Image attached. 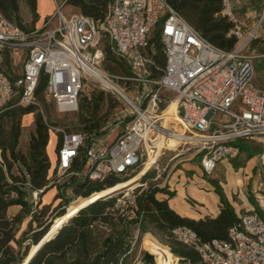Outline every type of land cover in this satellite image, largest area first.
<instances>
[{
  "label": "built area",
  "instance_id": "obj_1",
  "mask_svg": "<svg viewBox=\"0 0 264 264\" xmlns=\"http://www.w3.org/2000/svg\"><path fill=\"white\" fill-rule=\"evenodd\" d=\"M52 1L53 16L29 30L0 12V117L14 106L37 107L35 91L43 75V92L57 112L77 111L84 88L91 86L115 96L123 105L120 116L125 124L108 142L112 131L88 137L83 131L45 122L49 133L56 135L57 153L45 187L34 188L26 169L13 162L11 173L18 177L15 185L25 203L14 206L19 211L24 208L32 232L38 230L34 216L45 205L48 190L58 189L49 202L54 197L64 202L61 214L41 227L47 230L40 241L72 204L96 193L75 194L79 184L130 177L151 161V177L95 200L113 197L109 211L124 220H136L137 234L144 216L139 202L167 178L166 168H160L157 161L169 149L164 141L173 136L176 124L183 135L178 145L196 147L205 174H211L220 161L237 157L235 141L253 140L264 147V89L253 84V56L248 52L254 41L264 40V12L256 20L250 16L248 26L239 18L245 0H222L220 15L231 23L227 36L236 39L234 47L225 51L203 39L168 0H109L98 20L80 13L65 15L61 2ZM156 35L162 66L154 60ZM102 38L124 62L126 74L102 67ZM173 100L175 112L166 115ZM259 161L264 165V149ZM10 197L19 198L18 191ZM171 233L197 254L201 264H264V216L254 209L238 215L226 239L203 240L185 225L174 227Z\"/></svg>",
  "mask_w": 264,
  "mask_h": 264
},
{
  "label": "trees",
  "instance_id": "obj_2",
  "mask_svg": "<svg viewBox=\"0 0 264 264\" xmlns=\"http://www.w3.org/2000/svg\"><path fill=\"white\" fill-rule=\"evenodd\" d=\"M168 1L174 10L210 44L225 51L234 47L236 39L227 36L231 23L220 15L222 0ZM21 2L27 5L33 23L36 22L37 0H0V12L18 27L29 30L30 28L24 24L20 16ZM108 3L109 0H61V6L69 4L75 7L79 11L78 13L94 20L103 18ZM152 42L155 50L154 60L162 66L164 57L157 35ZM103 52L107 60L116 64L115 67L106 66L109 72L118 74L123 71L122 74L127 73L124 62L114 54L108 43L103 45ZM45 81V76L41 75L35 96L45 114L50 116L47 101L50 99L43 92ZM105 103H107V107H112L111 96L103 91L93 89L90 98L82 95L78 102L77 119L80 127L77 131H83L88 137L97 133L104 121V115L99 114V111ZM32 112L34 113L33 131L29 136L27 152L23 153L19 150L22 120L25 115ZM49 135L42 111L35 105L11 107L5 110L0 117V162L3 165L0 166V264H129L135 247L146 233L151 235L155 233V238L149 241L157 244L165 253L177 256L180 262L201 264L194 251L179 243L172 236V229L178 225H185L203 240L226 239L229 228L238 220V214L233 206L226 201L216 184L210 180L219 198V212L215 216L204 215L198 219L180 216L169 207L167 199L156 197V193L161 192L171 198L174 192H167L164 188H152L139 202L144 216L137 234L130 233V228L134 227L136 220H124L109 211L114 200L113 197H109L83 205L75 216L58 228L55 222L52 225L55 227L43 239V243H40L41 237L47 230V227H41L48 222V215L54 207L47 201L39 214L34 216L38 229L31 235V242L34 245L29 251L26 249L23 255L18 257L10 244L15 240V233L25 216V210L23 208L14 216H9L7 211L11 206L25 205V203L15 185L18 177L11 173L12 165L13 162H18L26 169L30 183L34 188L45 187L50 167L46 152ZM233 145L238 148V151L247 152L249 155L254 153V150L242 144L241 141H235ZM150 175H153V172L146 173L141 179ZM128 179L129 177H108L102 182L84 181L74 189V193L87 196L92 192L111 189ZM15 190L19 194L17 199L10 197L11 192ZM248 199L254 204V210L264 216V212L257 204L251 198ZM65 220L66 218L62 222ZM117 223L122 225L119 230L115 229ZM103 227H112L113 230L101 236L99 232ZM144 238L151 237L145 236ZM39 243L40 245H38ZM31 252L32 255H29Z\"/></svg>",
  "mask_w": 264,
  "mask_h": 264
},
{
  "label": "rangeland",
  "instance_id": "obj_3",
  "mask_svg": "<svg viewBox=\"0 0 264 264\" xmlns=\"http://www.w3.org/2000/svg\"><path fill=\"white\" fill-rule=\"evenodd\" d=\"M58 2H61V0H57ZM245 7L241 10L240 9V20L244 21L248 26L252 24V18L250 16L254 15L256 18H258V15L264 12V0H245ZM40 8L38 6V3L36 5V11L37 13V24L36 22L33 23L32 16L30 14V11L27 7V5L24 2L20 3L19 6V12L20 16L23 19L24 24L28 28H34L42 25L48 18L52 17L55 11V5L52 0H47L44 2V10L46 11L43 15L40 13ZM63 14L69 15L73 13H78L79 11L69 5L64 4L61 8ZM249 16L248 18L246 16ZM55 21H52L51 25H53ZM102 46L107 42L105 38H102L101 40ZM109 44V43H108ZM250 54L253 56V64H254V77H253V84L255 87L259 89H264V40L261 41H254L250 49L248 50ZM106 66L115 67L116 64L113 62H110L106 58L102 62V67L107 69ZM108 70V69H107ZM117 71V70H116ZM120 70L118 69V72ZM120 73L118 74H122ZM124 73V72H123ZM97 90L91 86L85 87L83 90V95L87 98H90L92 90ZM101 91V90H100ZM105 94L111 96L112 98V107H107V103H105L101 110L99 111V114L104 115V121L101 125V127L98 129V131L103 132L106 131V133H110L112 131V136L108 137V142L113 139L117 134H120L122 131V126L125 124V120H121L122 117L120 116L121 111L123 109V105L115 98V96L111 95L110 93L103 91ZM49 104V115L47 116L45 112L43 111V108L41 104L38 102L37 108L42 111L44 121L48 124H53L55 126L62 127L64 129H68L71 131H77L79 130L80 125H78V119H77V111L71 112V113H59L56 111L53 103L50 100H47ZM31 118L29 117V123H28V117L25 116L23 119L24 125L22 128L20 141H19V150L23 153L27 152L28 147V140L30 133L33 131V116L34 113H30ZM176 124V127H174V132H180V128ZM104 133V134H106ZM55 141H56V135L53 133H50L49 135V142L46 148L47 155L49 157L50 164L53 165L55 163L56 159V148H55ZM176 140L170 141L169 143H173ZM242 144L247 145L252 150H254V153L252 155H249L247 152L239 151L237 157L228 160V162L225 163H217L216 168L213 170L211 174H205L202 169L200 168L199 161H200V154L196 151V147L193 144H180L176 146L174 149H164L163 153L160 155L157 165L160 168H166L167 177H171L174 173V171L184 169L183 176H179L180 178L176 182L175 176H174V190H170L171 187L167 185V183H163L159 188H164L167 192H174V195L170 198V205L175 209H180L188 204L189 199H195L199 200L202 196L199 194V196H195L189 192H185L184 187L193 186L195 182L199 184V186H203L202 183L208 182L209 186L213 187L212 192L215 193L213 183L216 184L217 188L221 192V194L225 197L226 201L230 200L237 210V214L240 215L247 210H250V208H254V204H252L248 198H251L254 203L257 204V206L260 208L262 212H264V165H261L259 161V155L262 152V145L253 140H244L241 141ZM189 165L194 166L195 169L193 171L186 170ZM149 167H147V172L145 173H151V170H148ZM142 169V167L138 170V172ZM14 172V171H13ZM133 173L130 175L129 179L135 175L138 174ZM141 174V176L138 177V180L134 183L140 182L139 180L143 177L145 174ZM175 175V174H174ZM150 175L149 177H151ZM164 175L162 176V178ZM167 179V178H166ZM165 179V182H166ZM212 180V182L210 181ZM148 186L150 187V182H147ZM133 185V184H132ZM130 185V186H132ZM130 186H123L115 189L118 190H124L125 188H129ZM169 188V189H168ZM55 190L58 189H51L46 192L44 195V200L47 202L49 201L55 192ZM112 190V191H115ZM110 191V192H112ZM108 192V193H110ZM159 195L157 197L161 198V192H158ZM105 194V193H104ZM107 194V193H106ZM204 194L208 196V193L205 191ZM167 195V194H166ZM168 196V195H167ZM204 196V195H203ZM215 197L217 194L215 193ZM229 202V201H228ZM89 203V201H85V203L81 204L80 206L86 205ZM190 206L197 208L194 206V201H190ZM50 204H52L54 207L51 210L50 215H48L49 219H52L55 217V214H58L56 211H60L61 207L64 205V202H59L58 200H55V197L51 200ZM63 208V207H62ZM75 211L77 208H80L79 206L73 207ZM20 211L17 209V207H11L9 213L18 214ZM32 223L30 219L27 216H24V219L19 224L17 231L15 233V240L11 242L10 246L14 253L19 257L22 256L24 251L27 249V251L30 250V248L34 245L31 242V235L32 232ZM122 228V225L119 223L116 224L115 229L119 230ZM99 232L101 236H104L105 234L112 231V227H103L100 229ZM130 233L134 234L136 233L135 228H130ZM145 236H149L151 238H144ZM155 238L154 235H151L150 233L144 234V236L141 238V241L137 246L135 247V250L133 251V254L131 256V260L129 264H145L143 262V256H144V249L147 248V246H157V244L149 241L151 239ZM157 243V242H156ZM160 245V244H159ZM162 250L161 248H159ZM168 249V248H167ZM163 251V250H162ZM173 255V254H172ZM174 256V255H173ZM157 259L161 263H166L168 260L165 256H156ZM175 257V258H174ZM173 257L172 264H190L188 262H180L177 256ZM24 260V258H23ZM22 260V261H23ZM22 263V262H21Z\"/></svg>",
  "mask_w": 264,
  "mask_h": 264
},
{
  "label": "crops",
  "instance_id": "obj_4",
  "mask_svg": "<svg viewBox=\"0 0 264 264\" xmlns=\"http://www.w3.org/2000/svg\"><path fill=\"white\" fill-rule=\"evenodd\" d=\"M47 0H37V3H38V6L39 7H41L40 8V13H41V15H43L46 11L44 10V2H46ZM37 14H39V13H37ZM36 24H37V21H36ZM31 114L29 113V114H27V115H25V116H27L28 118V123H29V117L31 118V116H30ZM24 116V117H25ZM23 117V119H25ZM23 121V120H22ZM23 125H24V122H23ZM23 125H22V128H23ZM21 132H22V129H21ZM47 148V147H46ZM228 162V160H222V161H220V164L221 163H227ZM201 168V167H200ZM186 170H191V171H193V169H195L194 168V166H191V165H189L187 168H185ZM183 171H184V169H180V170H175L174 171V173H173V175L171 176V177H167V179H166V182L165 183H167V185H169L170 187H171V189L170 190H174V188H173V185H174V183H173V181L175 180L176 182L178 181V179L180 178L179 176H183L184 174H183ZM175 174V175H174ZM174 176L176 177L175 179H174ZM202 187L201 186H199V184L197 183V182H195L194 184H193V186H189V187H184V190H185V192L187 193V192H189V193H191V194H193V195H197V196H199V194L200 195H202V196H200L201 198L199 199V200H195V199H191V198H188L189 199V202L190 201H194V206L195 207H197V208H194V207H191L190 206V203L188 202V204L187 205H185L184 207H182V208H180V209H175V208H173L171 205H170V203H169V201H170V198H168V196L166 195V194H164V193H161V198H159V197H157V195H159V193H156V197L158 198V199H167V203H168V205H169V207L171 208V209H173L177 214H179L180 216H185V217H189V218H193V219H198V218H200V217H202V216H204V215H208V216H215V215H217V213L219 212V198H218V195L215 197L214 195H215V193L214 192H212V186L210 187L209 186V183L208 182H204V183H202ZM169 189V188H168ZM207 192L208 193V196H206L205 194H204V192ZM188 194V193H187ZM204 195V196H203ZM229 201V203L233 206V208H234V210H235V212H236V214H237V210L235 209V206H234V204L230 201V200H228ZM11 207H16V206H11ZM11 207H9L8 208V211H7V213L9 214V215H15V214H13V213H9V211H10V208ZM250 209H254V208H250Z\"/></svg>",
  "mask_w": 264,
  "mask_h": 264
},
{
  "label": "bare ground",
  "instance_id": "obj_5",
  "mask_svg": "<svg viewBox=\"0 0 264 264\" xmlns=\"http://www.w3.org/2000/svg\"><path fill=\"white\" fill-rule=\"evenodd\" d=\"M175 107H176V102L173 100L171 101L167 107H166V115H172L174 114L175 112ZM166 117V116H165ZM167 120V119H166ZM173 136L170 137V138H167L164 143L165 145L167 146V148H171V149H174L176 146H178V144L180 143V139L183 138V135H182V129L180 128V132H177L175 133L173 131ZM173 140H176L175 142L173 143H169L170 141H173ZM151 164V161H148L146 162V164L144 165V167L138 172L137 175L131 177L130 179L126 180L125 182H122L121 184L111 188V189H107V190H103V191H99V192H96L94 195H92L90 198H86V199H81L79 202H77L76 204H72L71 205V208L68 209L67 213H65L64 215L60 216L59 218H57L53 224L56 222V226L57 228L63 223V219L66 218V220H68V218H70V216H73L74 214L78 213L79 210H81L83 206H80L81 204H83L85 201H89L88 204H90L91 202H94L96 199L100 198L101 196H104L107 194H109L108 192L112 191V190H115L119 187H123V186H130L132 184H134L137 180H138V177L141 176V174L145 173L147 170V167H149ZM105 193V194H104ZM87 204V205H88ZM79 206L80 208H77L78 210L75 211V209H72L73 207H77ZM85 207V206H84ZM65 220V221H66ZM64 221V222H65ZM52 224V225H53ZM55 227V226H54ZM51 226V229L50 231L54 228ZM56 228V229H57ZM49 231V232H50ZM48 232V233H49ZM47 236V235H46ZM45 236V238H46ZM43 238V239H45ZM43 239L40 241V243H42ZM40 243L38 245H40ZM36 249V248H35ZM144 251L148 252L149 254H152L154 256V264H159V260L157 259V255L159 256H165L167 258V262L165 264H172V261H173V256L169 253H165L164 251L160 250L159 248L155 247V246H147V248L144 249ZM29 255H32V252L31 254L29 253ZM25 264V263H24ZM161 264H164V263H161Z\"/></svg>",
  "mask_w": 264,
  "mask_h": 264
},
{
  "label": "water",
  "instance_id": "obj_6",
  "mask_svg": "<svg viewBox=\"0 0 264 264\" xmlns=\"http://www.w3.org/2000/svg\"><path fill=\"white\" fill-rule=\"evenodd\" d=\"M143 262L145 264H154V256L145 251L143 256Z\"/></svg>",
  "mask_w": 264,
  "mask_h": 264
}]
</instances>
